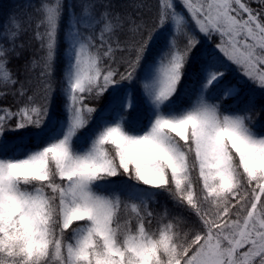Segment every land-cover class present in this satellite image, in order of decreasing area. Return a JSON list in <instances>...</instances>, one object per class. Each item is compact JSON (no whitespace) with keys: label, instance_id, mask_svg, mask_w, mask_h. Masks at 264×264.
I'll return each instance as SVG.
<instances>
[{"label":"snow or ice","instance_id":"snow-or-ice-1","mask_svg":"<svg viewBox=\"0 0 264 264\" xmlns=\"http://www.w3.org/2000/svg\"><path fill=\"white\" fill-rule=\"evenodd\" d=\"M148 12L44 0L39 101L0 45V102L20 98L0 103V264H264V0ZM201 36L223 56L196 51ZM224 57L260 99L225 80ZM161 194L173 208L156 212Z\"/></svg>","mask_w":264,"mask_h":264},{"label":"trees","instance_id":"trees-1","mask_svg":"<svg viewBox=\"0 0 264 264\" xmlns=\"http://www.w3.org/2000/svg\"><path fill=\"white\" fill-rule=\"evenodd\" d=\"M44 0H0V45L6 49H13L14 51H9L6 55L9 60L7 64V68L13 74V78L18 80L20 83H23L25 87L30 88L31 91L28 92V95H33L37 93L36 98L39 101L40 95L42 93L39 92V81L40 73L42 71V66L40 63L41 57L44 55V52L41 50V43L35 37L36 33V24L38 23L36 16V7L43 3ZM66 3L67 0H64ZM98 0H71L72 5L74 6V11L77 15L82 14L83 5L85 4H95ZM157 0H112V3L117 6V11L119 12H130L133 15H136L138 12L142 15L145 20H150V14L148 12V6L154 5ZM142 3L145 7L137 9L132 7L134 4ZM256 5L253 4V7ZM179 7V5H178ZM31 17V20H30ZM13 19L19 22L20 28L17 29L15 25L12 23ZM65 21L68 20V14H65ZM40 31H43L41 28ZM17 33L15 37H13L12 33ZM126 37L121 36V39ZM202 43L197 46L196 51L199 49L205 48L210 51H216L220 56H223L222 53H219V50L215 48V45L219 42L218 36H214L211 40L204 38L203 36L199 37ZM23 45V47H20ZM66 47L65 44H61L60 48L63 50ZM120 53H117V57H119ZM35 60L36 66L33 67L32 61ZM224 60L230 65L229 70L225 76L226 81H232L233 83L239 81L243 85V92L245 94H249L255 92L258 99H260V93L256 86L251 84L250 82H246L245 78L242 76V69L238 66L232 64L230 61H227V58L224 57ZM64 59L61 56L58 59L56 66L55 78L57 80V86H59V81L63 73L64 68ZM123 71V68L120 69ZM222 71L224 69H221ZM20 83L16 85V89L20 88ZM3 86L0 85V88ZM7 91L11 92L13 89L8 88ZM136 95L138 102L142 101L141 96V86L139 82L135 86ZM217 95H219V89H217ZM20 99L18 96L13 97L12 95H8L6 100L0 102L5 106H13L15 108V101ZM185 104L190 103L186 96H181L179 98ZM195 97H192L194 100ZM90 105H95L97 101L89 100ZM233 106V100L229 99L225 101V107ZM241 107H243V102H241ZM259 105H257L258 107ZM145 116L143 106H141L140 110L137 113V119H143ZM256 130L264 133V121L261 124H258ZM27 142V138L25 140ZM13 144H18L20 141L12 140ZM127 195V192H125ZM158 203H153L151 205L152 209L156 212L163 211V205L167 204L169 209L173 208V205L169 201L166 194H161L155 198Z\"/></svg>","mask_w":264,"mask_h":264}]
</instances>
